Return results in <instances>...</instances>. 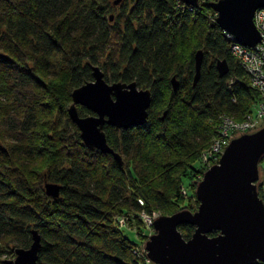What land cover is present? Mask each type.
Returning a JSON list of instances; mask_svg holds the SVG:
<instances>
[{
	"label": "trees",
	"instance_id": "1",
	"mask_svg": "<svg viewBox=\"0 0 264 264\" xmlns=\"http://www.w3.org/2000/svg\"><path fill=\"white\" fill-rule=\"evenodd\" d=\"M114 1L0 0V264L28 250L33 232L37 264H151L140 251L151 231L145 218L180 209L181 193L188 199L202 174L191 163L214 139L219 116L244 119L258 100L210 0L196 8L181 0H122L116 8ZM217 61L229 69L222 78ZM94 67L107 84L135 83L151 94L143 126L103 128L122 165L88 150L67 114ZM49 184L59 187L57 199L46 195ZM118 216L127 228L117 226ZM132 224L138 245L124 233ZM178 230L184 240L194 233L189 225Z\"/></svg>",
	"mask_w": 264,
	"mask_h": 264
},
{
	"label": "water",
	"instance_id": "2",
	"mask_svg": "<svg viewBox=\"0 0 264 264\" xmlns=\"http://www.w3.org/2000/svg\"><path fill=\"white\" fill-rule=\"evenodd\" d=\"M122 0H115L118 6ZM200 0H181L196 8ZM219 29L245 48L260 42L253 18L264 10V0H218L210 4ZM203 52L194 56L195 86L200 78ZM220 78L228 74L225 61H217ZM93 81L71 94L72 104L67 113L79 130L83 145L90 151L111 155L122 165L121 158L106 143L104 126L129 130L143 126L151 104L148 90L138 91L135 83L107 84L98 67L92 69ZM175 92L178 82L171 79ZM92 116L80 117L77 107ZM264 160V128L232 139L224 149L218 164L211 166L195 189L197 211H181L160 216L151 227L154 235L145 244L146 259L152 264H258L264 263V203L256 183L260 180L259 164ZM46 195L59 197V187L45 186ZM192 226L194 233L184 240L178 228ZM216 233L215 236H210ZM28 250H16L12 264H37L40 240L33 232Z\"/></svg>",
	"mask_w": 264,
	"mask_h": 264
},
{
	"label": "rangeland",
	"instance_id": "3",
	"mask_svg": "<svg viewBox=\"0 0 264 264\" xmlns=\"http://www.w3.org/2000/svg\"><path fill=\"white\" fill-rule=\"evenodd\" d=\"M218 0H210V3H216ZM184 5V4H183ZM186 6V5H185ZM116 8H119V5L118 6H115ZM120 11L119 9H116L112 12L111 16L109 17V20L110 21H113V19L115 18H119L118 16L120 15ZM213 11V10H212ZM215 14V13H214ZM123 17H121L118 21V23L120 22L119 26L121 28V22L123 21ZM254 22V20H253ZM254 26L257 30V32L259 34H262V31L261 30H258V26L255 25V22H254ZM260 36V35H259ZM260 42H261V39H260ZM259 42V43H260ZM114 45V44H113ZM116 49V47H114V50ZM201 51V50H200ZM199 52V51H197ZM196 52V53H197ZM117 51H115V55H116ZM108 54V53H107ZM107 58V56H106ZM115 58H111V60H114ZM106 61V59H105ZM109 62V60H108ZM100 69V67H98ZM109 68V67H108ZM100 71L104 74V72L100 69ZM105 71H106V68H105ZM194 78V76H193ZM248 80V78H247ZM178 82V81H177ZM248 83V81H247ZM254 91V90H253ZM255 92V91H254ZM258 96V100H256L255 102H253L252 106H251V111L249 112L250 114V119L247 120V121H251L254 123V125H250V123L248 124V129L247 128H243L242 126V122L244 119H240V120H237V119H231L232 122H229V124L227 125V127H230L231 128V134H229L228 136H221L220 137V132H218V130L220 129L219 127L220 126H223L225 122L227 121H222L223 118L225 120L226 117H224L223 115H220L219 118H218V123H217V129H216V134L214 136V139L211 141L210 145L208 146L207 149H205L204 151H202L200 157H199V160H197L196 162H192L191 164L196 168L197 172L199 173H202L201 175L200 174H196L195 178H193V187H189L190 188V191H192V195L187 199L186 196L181 193V196L183 197L180 201L177 202V205L178 207L180 208L176 213L178 212H181V211H189L191 213H194L197 211V208H198V202L196 201V198H195V189H196V186L198 185V183L202 180V177H203V174L211 168L212 165H216L218 164L219 162V159L221 157V153L223 152V150L225 149V147L227 146V144L232 140V139H235V138H238L242 135H245V134H252L262 128H264V124L262 123V119L259 117V108H260V103L261 101L264 100V95L262 93H257L255 92ZM71 104H72V100H71ZM248 115V114H247ZM230 121V120H229ZM244 129V130H243ZM224 144V145H222ZM222 145V146H221ZM216 146V147H215ZM219 148H220V153H217L219 151ZM208 152V153H207ZM206 154L208 157H212L211 158V161H208L206 160ZM210 155V156H209ZM205 156V157H204ZM213 161V162H212ZM202 169V170H201ZM201 170V171H200ZM259 174L260 176H262V179L264 178V160L263 162H261L259 164ZM188 181V180H187ZM263 195V194H262ZM261 197V195H260ZM262 199V197H261ZM263 203H264V199H262ZM175 214V213H174ZM161 215L159 213H153L150 218H145V223L146 225L151 229L150 232H147L145 234V239H144V244L141 246V249L140 251H143V253L145 254V257H146V251L144 249L145 247V244L146 242L149 240V237H151L152 235H154V231L153 229L150 227V225L152 224V222L157 219L158 217H160ZM114 220H116V223H117V226L120 228L122 227L123 229L127 228L125 225L124 226H121L120 223L123 222V218L118 216L117 218L115 217ZM124 223V222H123ZM130 230V231H129ZM129 230H124V233L126 235L129 236V238L132 240L133 243H135L136 245H138L139 243H141L137 237L135 236V233L134 232H137V229H136V226L135 224H132L129 228ZM133 231V232H131ZM16 258V255L14 256V259L11 260L12 262H14ZM152 264V263H151Z\"/></svg>",
	"mask_w": 264,
	"mask_h": 264
},
{
	"label": "built area",
	"instance_id": "4",
	"mask_svg": "<svg viewBox=\"0 0 264 264\" xmlns=\"http://www.w3.org/2000/svg\"><path fill=\"white\" fill-rule=\"evenodd\" d=\"M253 20L255 22V25L259 27L258 30L262 31V34H259L261 42L258 43L254 48L242 47V46L236 44L231 36H229L225 33H224V36L230 42V48H231L233 54L236 56V59L239 61L240 65L242 66V68L244 69V71L246 73V76L248 78L249 88H251L252 90H254L257 93L260 92L264 95V10L257 11L254 15ZM224 117H226V118H225V120L223 118L222 121H227V122H225L223 126L219 127L220 129L218 130V132H220L219 133L220 137L221 136L226 137L229 134H231V128L227 127V125L229 124V122H232L231 119H233V118H230L227 116H224ZM259 117L262 119V123L264 124V100L261 101V103H260ZM249 119H250V114H248L244 118V120L242 122L243 128L248 129L249 123H250V125L251 124L254 125L253 122L247 121ZM222 145H224V144H222ZM217 153H220V148H219V151ZM222 153L220 155H222ZM211 158L208 157L206 154V160L211 161ZM259 182H261L263 184V188H264V178L262 179V176H260ZM260 194H261L262 199H264V193L261 192ZM123 222L120 223L121 226L125 225V222L124 223Z\"/></svg>",
	"mask_w": 264,
	"mask_h": 264
},
{
	"label": "bare ground",
	"instance_id": "5",
	"mask_svg": "<svg viewBox=\"0 0 264 264\" xmlns=\"http://www.w3.org/2000/svg\"><path fill=\"white\" fill-rule=\"evenodd\" d=\"M225 37V36H224ZM230 53H231V55H232V57L234 58V59H236V56L233 54V52H232V50H231V48H230ZM237 60V59H236ZM237 62L239 63V61L237 60ZM240 64V63H239ZM171 82V81H170ZM118 83H120V82H118ZM121 84H126V83H121ZM131 84V83H130ZM128 85V84H127ZM179 85V84H178ZM137 86V85H136ZM249 86V85H248ZM172 87V86H171ZM137 89H138V91H140V90H142V89H139L138 87H137ZM178 89V88H177ZM173 90V89H172ZM143 91H146V90H143ZM151 105V104H150ZM71 106V105H70ZM150 108V107H149ZM69 109V108H68ZM149 110V109H148ZM148 110H147V116H148ZM68 114V113H67ZM70 119V118H69ZM147 120V119H146ZM146 123V122H145ZM141 127V126H140ZM137 128V127H136ZM256 186H257V190H258V193L260 194L261 192L262 193H264V188H263V184L261 183V182H257L256 183ZM197 201V200H196ZM150 227H151V225H150ZM152 228V227H151ZM258 264H264V263H261V262H259Z\"/></svg>",
	"mask_w": 264,
	"mask_h": 264
}]
</instances>
